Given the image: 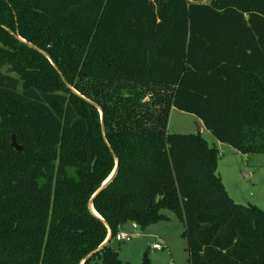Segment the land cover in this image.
<instances>
[{
    "label": "trees",
    "instance_id": "obj_1",
    "mask_svg": "<svg viewBox=\"0 0 264 264\" xmlns=\"http://www.w3.org/2000/svg\"><path fill=\"white\" fill-rule=\"evenodd\" d=\"M172 109L264 154V0H0V264H121L116 235L164 211L188 264H264V211Z\"/></svg>",
    "mask_w": 264,
    "mask_h": 264
},
{
    "label": "rangeland",
    "instance_id": "obj_2",
    "mask_svg": "<svg viewBox=\"0 0 264 264\" xmlns=\"http://www.w3.org/2000/svg\"><path fill=\"white\" fill-rule=\"evenodd\" d=\"M195 1L208 4L211 0ZM200 123L195 116L173 109L168 118L167 133L198 134ZM200 133L208 146L216 147L219 152L216 174L229 197L235 204L255 206L264 211V154L243 155L229 145L219 143L206 129ZM163 214L167 221L145 231L139 228L133 230L132 224H129L124 231L134 236L129 241L111 242L110 246L118 253L121 264H141L146 251H149L151 264H188L186 240L182 236L184 225L170 212L164 211ZM154 243L162 244L165 249L153 250Z\"/></svg>",
    "mask_w": 264,
    "mask_h": 264
},
{
    "label": "water",
    "instance_id": "obj_3",
    "mask_svg": "<svg viewBox=\"0 0 264 264\" xmlns=\"http://www.w3.org/2000/svg\"><path fill=\"white\" fill-rule=\"evenodd\" d=\"M30 46V45H29ZM30 47H32V46H30ZM32 48H34V47H32ZM35 49V48H34ZM42 53V52H41ZM95 106V105H94ZM101 127H102V132H103V134H104V132H105V130H104V124H103V120H102V114H101ZM198 132H200V129H198ZM11 146L17 151V152H22V147H20V146H18L17 145V143H16V141H15V137L14 136H11ZM117 167H118V161H116V165H115V168H114V170H113V172H112V174H111V176L108 178V180L101 186V188L99 189V191L97 192V193H99L102 189H104L113 179H114V177H115V175L117 174ZM96 193V194H97ZM90 210H91V212H92V214L94 215V216H96L97 218H100L95 212H94V210H93V208H92V205H91V202H90ZM110 239H111V235L110 234H108V236H107V239H106V241L103 243V245L101 246V247H99V249L98 250H100L105 244H107L109 241H110ZM97 250V251H98ZM94 254V253H93ZM92 254V255H93ZM92 255H90V256H92ZM90 256H88L87 258H89ZM83 264V263H82Z\"/></svg>",
    "mask_w": 264,
    "mask_h": 264
},
{
    "label": "built area",
    "instance_id": "obj_4",
    "mask_svg": "<svg viewBox=\"0 0 264 264\" xmlns=\"http://www.w3.org/2000/svg\"><path fill=\"white\" fill-rule=\"evenodd\" d=\"M132 229L133 230H137L138 226L136 224H132ZM134 235L132 233H127L126 231H121L119 232L116 237L115 240L117 242H124V241H129ZM153 250H157V251H161L162 249H164L162 244L159 243H155L152 245L151 247Z\"/></svg>",
    "mask_w": 264,
    "mask_h": 264
},
{
    "label": "crops",
    "instance_id": "obj_5",
    "mask_svg": "<svg viewBox=\"0 0 264 264\" xmlns=\"http://www.w3.org/2000/svg\"><path fill=\"white\" fill-rule=\"evenodd\" d=\"M173 110V109H172ZM171 110V111H172ZM201 124V126L199 127V129H200V132H202L203 130H204V127H203V125H202V123H200ZM160 240V239H159ZM161 241V240H160ZM155 244V243H154ZM162 244L165 246V244H164V242H162ZM165 249V248H164ZM163 249V250H164Z\"/></svg>",
    "mask_w": 264,
    "mask_h": 264
}]
</instances>
